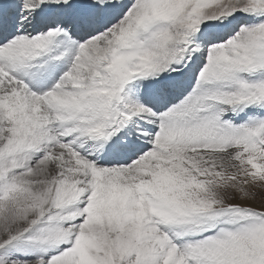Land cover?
<instances>
[{
    "label": "snow or ice",
    "instance_id": "obj_1",
    "mask_svg": "<svg viewBox=\"0 0 264 264\" xmlns=\"http://www.w3.org/2000/svg\"><path fill=\"white\" fill-rule=\"evenodd\" d=\"M0 264H264V0H0Z\"/></svg>",
    "mask_w": 264,
    "mask_h": 264
}]
</instances>
